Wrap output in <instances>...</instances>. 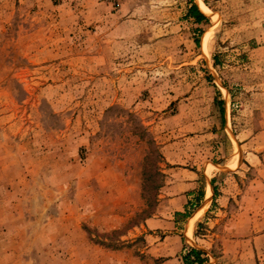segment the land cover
I'll list each match as a JSON object with an SVG mask.
<instances>
[{
    "label": "rangeland",
    "instance_id": "rangeland-1",
    "mask_svg": "<svg viewBox=\"0 0 264 264\" xmlns=\"http://www.w3.org/2000/svg\"><path fill=\"white\" fill-rule=\"evenodd\" d=\"M179 168L225 203L148 256ZM191 251L264 264V0H0V264Z\"/></svg>",
    "mask_w": 264,
    "mask_h": 264
},
{
    "label": "crops",
    "instance_id": "crops-1",
    "mask_svg": "<svg viewBox=\"0 0 264 264\" xmlns=\"http://www.w3.org/2000/svg\"><path fill=\"white\" fill-rule=\"evenodd\" d=\"M215 176L216 173L211 174V176L205 180L204 185H202V188L199 189L196 173L185 168H179L173 170L171 174V178L168 181V186L166 188V190L171 192L170 197L165 201L164 204L168 205V208L172 210V214L174 215V217H171V221L165 220V218H160L159 216H156L155 218L147 217L140 224V228L144 231V239L146 242V247H145L146 255L150 256V251L152 250L150 249L151 229L167 228L177 231L179 227L185 225L187 226L189 221L192 219L191 216L193 218L195 217L194 219L196 222L200 221V219L204 217L205 213L210 209V206L213 202H219L220 205H224L225 203L224 200L223 199L216 200L215 199L216 197L213 194V190L216 184L212 183V179ZM207 188L210 189L209 197H207L206 194ZM196 211L197 213L195 214ZM186 230L187 229H185L184 233H187ZM171 232L169 233L168 236L163 238V243L160 244L161 246H159V250L158 248L156 249L157 251H160V253H158L157 256L171 257L176 255L178 248L165 249L163 246L167 239L175 243L177 237L174 233ZM180 249L181 252L184 251V248L182 246L180 247Z\"/></svg>",
    "mask_w": 264,
    "mask_h": 264
},
{
    "label": "trees",
    "instance_id": "trees-1",
    "mask_svg": "<svg viewBox=\"0 0 264 264\" xmlns=\"http://www.w3.org/2000/svg\"><path fill=\"white\" fill-rule=\"evenodd\" d=\"M191 12H194V13H195V14H193L194 16H192V17H194V18L196 19L197 22H198V21H201V20L204 19L203 15L200 14V13L197 11V9H196L195 6H193L192 8H190L189 13H191ZM189 256H193V257H194V261H193L194 264H202V260L199 259V253H198V252H195V251H191V252H190V253L184 258V263H185V264H187V259H188Z\"/></svg>",
    "mask_w": 264,
    "mask_h": 264
},
{
    "label": "bare ground",
    "instance_id": "bare-ground-1",
    "mask_svg": "<svg viewBox=\"0 0 264 264\" xmlns=\"http://www.w3.org/2000/svg\"><path fill=\"white\" fill-rule=\"evenodd\" d=\"M198 4L200 5V7L202 8V11H205V8H204V6L200 3V2H198ZM206 41H207V34L205 33L204 35H203V37H202V48L204 49V47H205V44H206ZM224 92V91H223ZM225 96H227V95H225ZM227 99V98H226ZM206 194H207V197H209L210 196V189L209 188H207V190H206ZM210 200V199H209ZM207 201V200H206ZM205 202V201H204ZM203 202V203H204ZM202 203V204H203ZM207 207V206H206ZM201 208V207H200ZM203 208V207H202ZM204 208H205V206H204ZM204 210V209H203ZM198 211V210H197ZM197 211L195 212V214L197 213ZM199 212V211H198ZM201 213V212H200ZM194 214V215H195ZM193 215V216H194ZM191 220H190V224L192 223V221H194V218L191 216Z\"/></svg>",
    "mask_w": 264,
    "mask_h": 264
}]
</instances>
